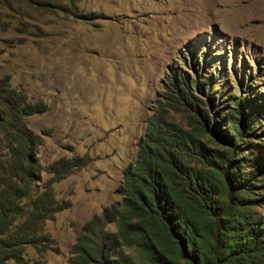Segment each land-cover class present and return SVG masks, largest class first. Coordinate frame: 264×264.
I'll return each mask as SVG.
<instances>
[{
    "label": "rangeland",
    "instance_id": "374dc122",
    "mask_svg": "<svg viewBox=\"0 0 264 264\" xmlns=\"http://www.w3.org/2000/svg\"><path fill=\"white\" fill-rule=\"evenodd\" d=\"M2 79L40 136L3 264H160L135 221L103 217L155 150L176 188L187 171L213 192L199 264H264V0H0ZM107 234L123 239L100 255Z\"/></svg>",
    "mask_w": 264,
    "mask_h": 264
},
{
    "label": "trees",
    "instance_id": "16d2710c",
    "mask_svg": "<svg viewBox=\"0 0 264 264\" xmlns=\"http://www.w3.org/2000/svg\"><path fill=\"white\" fill-rule=\"evenodd\" d=\"M36 111L25 94L11 88L6 79L0 80V264L18 257L19 242L14 241L9 226L20 213L22 198L28 194L35 174L40 136L26 126L25 117ZM150 154L148 159L138 157L135 167L125 175L120 189L124 210H115L112 215L106 209L103 217L107 221L117 220L119 228L129 218L135 221L131 229L147 242L143 244L145 247L159 255L160 264H199L201 258L195 245L200 240L208 246V239L200 230L198 213L208 210L213 192L192 179L187 171L184 187L176 188L179 161L173 162L170 153L168 160H164L160 151ZM99 220L95 217L91 222ZM218 227L212 233L214 239L218 237ZM113 236L108 235L101 248L94 243L99 248L95 251L100 255L104 249L116 252L123 236ZM78 250L73 264L91 261L92 252L84 248ZM102 257L107 261V256ZM111 262L123 264L117 258ZM125 264L133 263L125 261Z\"/></svg>",
    "mask_w": 264,
    "mask_h": 264
}]
</instances>
